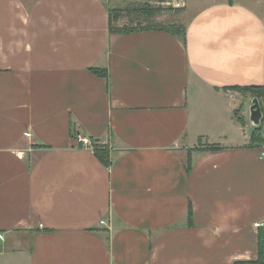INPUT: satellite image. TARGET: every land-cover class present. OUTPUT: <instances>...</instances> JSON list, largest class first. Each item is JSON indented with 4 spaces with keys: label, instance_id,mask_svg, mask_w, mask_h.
Wrapping results in <instances>:
<instances>
[{
    "label": "crops",
    "instance_id": "1",
    "mask_svg": "<svg viewBox=\"0 0 264 264\" xmlns=\"http://www.w3.org/2000/svg\"><path fill=\"white\" fill-rule=\"evenodd\" d=\"M181 1L184 43L111 33L104 0H0V264L257 257L264 142L225 87L264 85V0Z\"/></svg>",
    "mask_w": 264,
    "mask_h": 264
},
{
    "label": "trees",
    "instance_id": "2",
    "mask_svg": "<svg viewBox=\"0 0 264 264\" xmlns=\"http://www.w3.org/2000/svg\"><path fill=\"white\" fill-rule=\"evenodd\" d=\"M157 6L151 5L149 2L143 3L142 5H128L125 8L114 7L107 4L109 12V31L111 33L125 34L128 32L141 31V30H164L172 35L181 37L183 43L185 39V26L180 23L170 21L156 22L152 20L158 15L163 9L178 13L182 7H172L171 5L164 6L165 3L169 4L172 0H156ZM130 17L128 22L119 24L122 16ZM143 20V22H141ZM95 74L104 76L107 72L105 69L98 67L90 68ZM227 89L236 90L243 95H249L252 98L257 99L261 109V118L257 125H255L251 135L250 144L261 145L264 142L263 128H264V85H229L225 87ZM237 111H234V116L237 117L239 122H243L242 117L237 116ZM73 129V127H72ZM74 131V129H73ZM200 142V139H199ZM201 145V144H200ZM199 145V146H200ZM199 149L205 150H218L220 145L217 143L202 144ZM93 151L97 159L104 164L109 166L111 164L109 149L105 144L98 142L94 143ZM191 167L190 158L187 159L186 168L189 170ZM192 214L191 206L188 208V216ZM239 264H264V228H260L258 232V246H257V257L253 260L241 262Z\"/></svg>",
    "mask_w": 264,
    "mask_h": 264
},
{
    "label": "rangeland",
    "instance_id": "3",
    "mask_svg": "<svg viewBox=\"0 0 264 264\" xmlns=\"http://www.w3.org/2000/svg\"><path fill=\"white\" fill-rule=\"evenodd\" d=\"M107 4L114 7L125 8L128 5H142L143 3L149 2L153 6H157L158 2L156 0H104ZM168 3V2H167ZM165 3L164 6L171 5L172 7H182L183 2L181 0H172L169 4ZM177 13L167 11L163 9L158 15H156L152 20L156 22L170 21L173 19L171 16H175ZM177 17V16H176ZM130 17L122 16L119 24L128 22ZM143 22V20L141 21Z\"/></svg>",
    "mask_w": 264,
    "mask_h": 264
},
{
    "label": "built area",
    "instance_id": "4",
    "mask_svg": "<svg viewBox=\"0 0 264 264\" xmlns=\"http://www.w3.org/2000/svg\"><path fill=\"white\" fill-rule=\"evenodd\" d=\"M75 141L83 148H93L95 141L88 136H85L79 131H75L74 135ZM262 157L264 158V152H262ZM100 224H104L105 220L101 219Z\"/></svg>",
    "mask_w": 264,
    "mask_h": 264
},
{
    "label": "water",
    "instance_id": "5",
    "mask_svg": "<svg viewBox=\"0 0 264 264\" xmlns=\"http://www.w3.org/2000/svg\"><path fill=\"white\" fill-rule=\"evenodd\" d=\"M250 120L253 122V124L257 125L261 118V109L258 104L257 99H252V105L250 106Z\"/></svg>",
    "mask_w": 264,
    "mask_h": 264
}]
</instances>
